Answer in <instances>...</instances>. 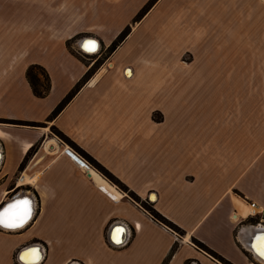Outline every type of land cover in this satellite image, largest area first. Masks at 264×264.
<instances>
[{
  "label": "crops",
  "instance_id": "crops-1",
  "mask_svg": "<svg viewBox=\"0 0 264 264\" xmlns=\"http://www.w3.org/2000/svg\"><path fill=\"white\" fill-rule=\"evenodd\" d=\"M148 1L0 0V119L41 123L0 121V206L33 201L22 228H0V264H26L29 249L36 264H224L198 242L231 264H264L252 247L264 235V0H156L135 20ZM126 26L49 119L96 58L78 44L106 50ZM31 64L49 75L44 97Z\"/></svg>",
  "mask_w": 264,
  "mask_h": 264
},
{
  "label": "trees",
  "instance_id": "trees-1",
  "mask_svg": "<svg viewBox=\"0 0 264 264\" xmlns=\"http://www.w3.org/2000/svg\"><path fill=\"white\" fill-rule=\"evenodd\" d=\"M156 0H149L141 9L137 12L135 16V20L139 19L145 12L153 5V3ZM130 32V26H126L123 30H121L118 35L115 37V39L111 42V44L107 47V52L110 53L113 51L117 45L127 36V34ZM99 58L96 59V61L92 64V66L89 68V70L82 76V78L71 88V90L59 101V103L54 107L50 115L48 116L49 119H52L54 116H56L61 109L67 104V102L74 96V94L78 91V89L86 82V80L89 78L91 73L98 67L100 64ZM35 70H38L40 74H37ZM26 79L32 89V92L37 97H44L47 95L50 89V79L47 71L44 67L38 64H31L27 67L25 72ZM0 121L3 122H13L17 124H25V125H41V123L38 122H32V121H23V120H13V119H0ZM53 130V133L57 136L61 137L63 140L71 144L72 146L76 147L79 151L83 152V154L86 155L89 162L99 171L101 172L105 177H107L111 182L115 183L117 186H119L123 190H128L127 186L123 184L116 176H114L110 171H108L103 165H101L98 161H96L94 158H92L90 155L82 151V149L78 148L77 145L69 139L66 135H64L61 131H59L56 127H51ZM24 162H21L19 165V169L22 168ZM129 195L134 198L135 200L139 201V197L134 194L132 191H129ZM141 205L148 210V212L151 214V216L169 227L173 228L176 231H181L179 227H177L174 223L163 217L160 213L155 211L149 204L142 202ZM199 247L205 249L207 252H209L211 255L219 259L224 264H231L229 261L225 260L223 257L218 255L213 250L209 249L207 246L202 244L201 242H198ZM173 251V249H172Z\"/></svg>",
  "mask_w": 264,
  "mask_h": 264
},
{
  "label": "snow or ice",
  "instance_id": "snow-or-ice-1",
  "mask_svg": "<svg viewBox=\"0 0 264 264\" xmlns=\"http://www.w3.org/2000/svg\"><path fill=\"white\" fill-rule=\"evenodd\" d=\"M86 51H94L96 48L95 41H85L82 45ZM155 199V197H153ZM32 217V207L29 200L16 201L9 204L2 212H0V228L5 229H17L22 228ZM139 227V225H137ZM126 234L125 229L117 228L113 235V242L116 244L123 243L121 237ZM256 241L252 245L253 249L257 252V255L264 259V235L257 236ZM21 260L26 261V264H36L40 259L38 249H29L27 252L20 256Z\"/></svg>",
  "mask_w": 264,
  "mask_h": 264
},
{
  "label": "water",
  "instance_id": "water-1",
  "mask_svg": "<svg viewBox=\"0 0 264 264\" xmlns=\"http://www.w3.org/2000/svg\"><path fill=\"white\" fill-rule=\"evenodd\" d=\"M95 41V42H98L95 38H90L88 41ZM83 42V41H82ZM82 42H80L78 45H79V49H81L82 51H84L82 48ZM98 45H99V42H98ZM98 48V47H97ZM96 48V49H97ZM99 50V48L96 50V52ZM85 52H87V51H85ZM27 195H15V194H13L12 196H11V198L9 199V201L7 200V201H5V203L4 204H2L1 206H0V212H2L9 204H12V203H14V202H16V201H22V200H27Z\"/></svg>",
  "mask_w": 264,
  "mask_h": 264
},
{
  "label": "built area",
  "instance_id": "built-area-1",
  "mask_svg": "<svg viewBox=\"0 0 264 264\" xmlns=\"http://www.w3.org/2000/svg\"><path fill=\"white\" fill-rule=\"evenodd\" d=\"M89 53V52H88ZM65 152L67 153V154H71V151L69 150V149H65ZM80 164H82L83 166H88V164L86 163V162H81L80 161ZM22 174H20L19 176H18V180H20L21 178H22ZM247 201H249L248 202V204H249V207H251V210H250V214L251 215H255L256 214V211L254 210L255 209V201H252V200H247ZM231 218L232 219H235V221H237L238 220V217H236L235 216V213L233 214V215H231Z\"/></svg>",
  "mask_w": 264,
  "mask_h": 264
},
{
  "label": "rangeland",
  "instance_id": "rangeland-1",
  "mask_svg": "<svg viewBox=\"0 0 264 264\" xmlns=\"http://www.w3.org/2000/svg\"><path fill=\"white\" fill-rule=\"evenodd\" d=\"M108 52H107V50H103V49H99L95 54H94V57H96L95 58V60H94V62L96 61V59H98L99 58V61L98 62H100V64L104 61V59L106 58V56H108ZM99 66V65H98ZM35 72L37 73V74H40V72L38 71V70H35ZM263 83H264V81H263ZM264 85V84H263ZM51 131L53 132V130L51 129ZM61 138V137H60ZM62 139V138H61ZM65 141V140H64ZM249 202V201H248ZM256 211V210H255Z\"/></svg>",
  "mask_w": 264,
  "mask_h": 264
},
{
  "label": "bare ground",
  "instance_id": "bare-ground-1",
  "mask_svg": "<svg viewBox=\"0 0 264 264\" xmlns=\"http://www.w3.org/2000/svg\"><path fill=\"white\" fill-rule=\"evenodd\" d=\"M84 43H85V41H83L81 45H83ZM82 47H83V46H82ZM97 47L99 48L98 42H96V48H97ZM96 48H95L94 51H91V52H90V51H87V52H89V53H96V50L98 49V48H97V49H96ZM82 49H83L84 51H86L84 47H83ZM81 162H83V161H81ZM19 182H20V183H29V179H28V177H24V174H23V178L20 179ZM30 184H31V183H30ZM27 200H29V201L31 202L32 215H33V201H31V199L28 198V197H27Z\"/></svg>",
  "mask_w": 264,
  "mask_h": 264
},
{
  "label": "clouds",
  "instance_id": "clouds-1",
  "mask_svg": "<svg viewBox=\"0 0 264 264\" xmlns=\"http://www.w3.org/2000/svg\"><path fill=\"white\" fill-rule=\"evenodd\" d=\"M69 155H71L79 164H80V161H82L77 156H75L72 152Z\"/></svg>",
  "mask_w": 264,
  "mask_h": 264
}]
</instances>
